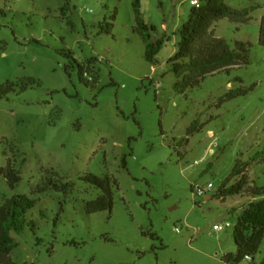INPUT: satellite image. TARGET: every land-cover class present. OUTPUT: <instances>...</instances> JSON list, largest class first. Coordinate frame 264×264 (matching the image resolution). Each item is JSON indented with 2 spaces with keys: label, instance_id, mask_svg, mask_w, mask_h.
<instances>
[{
  "label": "rangeland",
  "instance_id": "rangeland-1",
  "mask_svg": "<svg viewBox=\"0 0 264 264\" xmlns=\"http://www.w3.org/2000/svg\"><path fill=\"white\" fill-rule=\"evenodd\" d=\"M190 1L141 0L164 41L151 64L133 0H0V168L22 177L16 189L1 177L0 207L16 195L36 201L25 231L12 233L10 260L227 264L237 254L238 218L263 197L216 192L237 163L264 185V0H225L252 8L251 19L224 18L212 31L233 49L249 44L247 61L179 89L169 61ZM241 88L247 95L223 100ZM91 174L117 179L112 212L87 213L102 194Z\"/></svg>",
  "mask_w": 264,
  "mask_h": 264
},
{
  "label": "trees",
  "instance_id": "trees-1",
  "mask_svg": "<svg viewBox=\"0 0 264 264\" xmlns=\"http://www.w3.org/2000/svg\"><path fill=\"white\" fill-rule=\"evenodd\" d=\"M199 1L201 2L200 6H193L188 22L181 28L180 42L174 56L169 61L176 75L183 77L176 85L179 89L193 88L207 77L230 71L234 67H241L242 62L247 61L249 44L241 42L238 44V48L233 49L227 41L216 37L212 31L215 25L224 18L235 22L250 21V11L253 9L234 11L227 6L225 0ZM133 8L137 22L136 30L143 37L146 45L145 58L149 63L154 64L164 43L163 38L157 41L154 39L153 32L156 31V28L148 26L144 21L141 0H133ZM107 31L109 33L110 30ZM107 31L105 30V32ZM260 44L264 46V16L260 28ZM185 60H189V62L186 63ZM238 80L241 81L239 78ZM247 93V90L241 88L236 92H229L223 100L225 102L232 101L247 95ZM197 124L198 121L189 129V135L197 131L195 130ZM1 177L8 180L12 189H16L22 181L20 172L11 163L0 168V179ZM86 179L89 184L102 192L101 196L86 204L87 213L112 212L115 204L114 187H118L117 179L110 175L101 178L93 174ZM235 179L236 181L233 183L232 181ZM61 188L67 191L71 186L65 185ZM246 193L263 198L250 202L238 218L234 230L238 252L225 256L227 264H240L244 260L257 264L255 263L256 257L264 242V185L253 182L237 163L233 173L224 180L217 190L216 197L224 200ZM35 205L36 201L29 196L16 195L0 207V264H18L9 258L18 246L12 233L20 235L25 231L28 224L27 214ZM261 264H264V261Z\"/></svg>",
  "mask_w": 264,
  "mask_h": 264
},
{
  "label": "built area",
  "instance_id": "built-area-1",
  "mask_svg": "<svg viewBox=\"0 0 264 264\" xmlns=\"http://www.w3.org/2000/svg\"><path fill=\"white\" fill-rule=\"evenodd\" d=\"M191 2V5L192 6H200V4H201V2L199 1V0H191L190 1ZM208 188L209 189H212L213 188V185L212 184H209V186H208ZM207 191L204 189H202V190H200L199 191V194L200 195H203V194H205ZM233 225L230 223V222H226L225 224H223V225H215L214 226V229L216 230V231H218V232H222V231H224L225 229H228V228H231Z\"/></svg>",
  "mask_w": 264,
  "mask_h": 264
},
{
  "label": "crops",
  "instance_id": "crops-1",
  "mask_svg": "<svg viewBox=\"0 0 264 264\" xmlns=\"http://www.w3.org/2000/svg\"><path fill=\"white\" fill-rule=\"evenodd\" d=\"M217 24H218V23H217ZM215 28H216V25H215V27L213 28V31H216V29H215ZM207 198H209V197H207Z\"/></svg>",
  "mask_w": 264,
  "mask_h": 264
}]
</instances>
